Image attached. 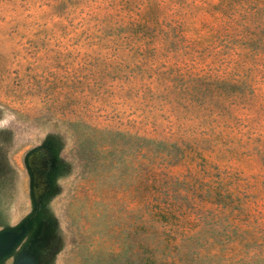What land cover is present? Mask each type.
<instances>
[{
    "label": "rangeland",
    "instance_id": "rangeland-1",
    "mask_svg": "<svg viewBox=\"0 0 264 264\" xmlns=\"http://www.w3.org/2000/svg\"><path fill=\"white\" fill-rule=\"evenodd\" d=\"M0 264H264V0H0Z\"/></svg>",
    "mask_w": 264,
    "mask_h": 264
},
{
    "label": "water",
    "instance_id": "water-1",
    "mask_svg": "<svg viewBox=\"0 0 264 264\" xmlns=\"http://www.w3.org/2000/svg\"><path fill=\"white\" fill-rule=\"evenodd\" d=\"M13 235L10 232L0 233V254L5 253L12 244Z\"/></svg>",
    "mask_w": 264,
    "mask_h": 264
}]
</instances>
